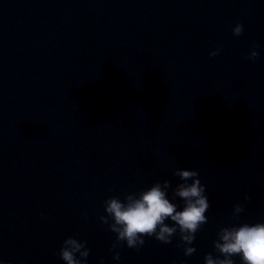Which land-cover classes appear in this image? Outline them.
<instances>
[{
  "label": "water",
  "instance_id": "95a60500",
  "mask_svg": "<svg viewBox=\"0 0 264 264\" xmlns=\"http://www.w3.org/2000/svg\"><path fill=\"white\" fill-rule=\"evenodd\" d=\"M177 169L210 202L196 253L145 238L114 261L105 200ZM237 204L264 222V0H0L5 264H64L68 237L88 264H204Z\"/></svg>",
  "mask_w": 264,
  "mask_h": 264
},
{
  "label": "clouds",
  "instance_id": "9594fccd",
  "mask_svg": "<svg viewBox=\"0 0 264 264\" xmlns=\"http://www.w3.org/2000/svg\"><path fill=\"white\" fill-rule=\"evenodd\" d=\"M243 31L244 26L237 24L233 35L240 37ZM218 54L219 50L211 53L212 56ZM259 55L253 49L248 59L255 62ZM174 176L180 181L174 188L165 180L123 199L110 197L105 200V215L100 220L115 234L112 245L114 261L121 259L119 248L126 245L138 251L145 245V238L164 245L178 238V246L183 248L186 257L196 253L193 245L197 233L208 223L206 213L210 202L206 187L195 170L177 169ZM243 211L242 205L234 206L232 226L222 227L217 232L213 241L216 255L207 254L204 264H236V259L240 264H264V222L240 223ZM59 256L64 264H88L90 249L87 241L68 237L62 243ZM0 264H5L2 258Z\"/></svg>",
  "mask_w": 264,
  "mask_h": 264
}]
</instances>
